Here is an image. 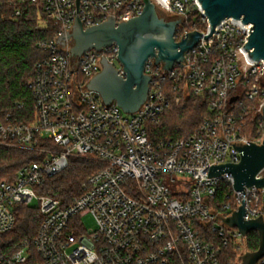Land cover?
Masks as SVG:
<instances>
[{"label":"built area","instance_id":"2783aa9c","mask_svg":"<svg viewBox=\"0 0 264 264\" xmlns=\"http://www.w3.org/2000/svg\"><path fill=\"white\" fill-rule=\"evenodd\" d=\"M38 1L59 31L38 44L47 55L35 64L29 82L32 116L25 121L12 114L0 117V155L19 149L36 157L0 177V264L242 261L250 251L249 233L224 219L243 204L245 219H264V186H245L244 196V190L234 188L231 174L208 175L212 165L241 161L235 146L261 143L264 137L247 133L250 119L263 117L264 106V59L252 62L243 49L254 24H244L242 18L222 20L212 36L202 37L186 51V60L171 69L150 58L145 70L152 76L148 98L136 112L127 113L87 86L102 70L103 56L125 74L119 46L74 57L71 41L61 44L58 38L72 31L77 15L85 28L111 15L127 21L142 13L144 0H81L79 6L77 0ZM152 1L165 16L180 19L177 40L194 30L209 34L200 0ZM22 12L21 7L15 10L16 15ZM191 95L208 100L210 115L184 138H152L150 125H160L174 104ZM71 157L91 158L103 166L65 204L40 188L64 171ZM263 177L264 170L257 175ZM222 186L227 193L218 201ZM34 200L37 207L31 205ZM18 206L36 208L42 220L33 239L10 242L5 235L16 224ZM85 214L94 216L96 228L84 225ZM229 246L238 249L237 263L226 261ZM258 264H264V257Z\"/></svg>","mask_w":264,"mask_h":264},{"label":"water","instance_id":"95a60500","mask_svg":"<svg viewBox=\"0 0 264 264\" xmlns=\"http://www.w3.org/2000/svg\"><path fill=\"white\" fill-rule=\"evenodd\" d=\"M81 0H77L80 5ZM210 26L209 34L200 31L187 32L181 40L176 39L177 25L180 19H170L162 15L152 0H144L141 14L127 21L118 22L114 15L100 24L85 28L83 21L76 16L71 32L58 38L65 44L71 41V54L74 57L84 52L117 44L118 59L123 65L125 74L103 55L102 70L88 82V88L98 92L105 103L116 102L127 113L136 112L147 100L152 76L145 72L150 58L155 63H162L165 69H171L175 63L186 60V51L193 48L202 37L206 39L216 31V26L228 17L242 18V22H252L253 31L249 41L243 46L249 51L248 57L254 60L264 59V0H200ZM248 38V37H247ZM249 49H252L250 51ZM187 62V61H186ZM264 118V106H263ZM235 146V144H233ZM242 158L239 163L212 165L209 177L229 173L234 178V188L244 190L245 186H264V177L257 175L264 170V137L261 143H248L235 146ZM246 192L244 190V196ZM246 208L241 205L238 210L225 218L231 227H238L244 235L256 231L259 235V248L247 251L242 256V264H258L264 257V219H245Z\"/></svg>","mask_w":264,"mask_h":264},{"label":"trees","instance_id":"16d2710c","mask_svg":"<svg viewBox=\"0 0 264 264\" xmlns=\"http://www.w3.org/2000/svg\"><path fill=\"white\" fill-rule=\"evenodd\" d=\"M17 7L23 9L16 15ZM44 22L42 26L41 23ZM59 27L50 21L38 0H0V117L12 114L17 120L25 121L32 116L33 96L29 82L34 76L35 64L43 59L47 52L38 46L40 42L55 38ZM23 103L20 108L19 104ZM210 115L208 100L191 95L185 104H174L162 118L160 125H150L155 140L173 137L184 138L192 134ZM261 115L250 119L248 135L260 139L264 127L260 126ZM36 159L32 152L13 149L0 155V177H6L7 171H15L21 164ZM103 164L86 157H71L68 167L60 174L47 179L40 192L58 198L63 203H71L80 195L88 177L102 168ZM227 189L222 186L217 200L225 198ZM40 212L33 207L18 206L17 221L14 228L5 235L10 242L22 238L33 239L41 223ZM259 248V235L250 231L247 237V249ZM227 263L235 262L238 249L229 246Z\"/></svg>","mask_w":264,"mask_h":264},{"label":"rangeland","instance_id":"374dc122","mask_svg":"<svg viewBox=\"0 0 264 264\" xmlns=\"http://www.w3.org/2000/svg\"><path fill=\"white\" fill-rule=\"evenodd\" d=\"M42 26H46V24L44 25V22L41 23ZM185 101L186 100H183L180 104H185ZM170 111V110H169ZM262 142V140H261ZM32 206L34 207H37L38 205V202L36 200H34L32 203H31ZM81 220L82 222L84 223V225L88 228V229H92V228H96L97 225H96V221H95V218L92 214H85L83 216H81ZM241 260V259H240ZM238 258L236 260L235 263H237L238 261H240ZM242 262V261H240ZM237 263V264H241V263Z\"/></svg>","mask_w":264,"mask_h":264},{"label":"flooded vegetation","instance_id":"af4514ba","mask_svg":"<svg viewBox=\"0 0 264 264\" xmlns=\"http://www.w3.org/2000/svg\"><path fill=\"white\" fill-rule=\"evenodd\" d=\"M161 13V12H160ZM162 15H164L163 13H161ZM165 16V15H164ZM167 17V16H166ZM167 18H170V17H167ZM170 19H175V18H170Z\"/></svg>","mask_w":264,"mask_h":264}]
</instances>
